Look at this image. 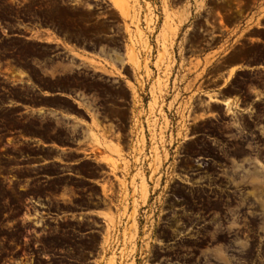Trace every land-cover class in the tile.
Segmentation results:
<instances>
[{"label":"rangeland","instance_id":"obj_1","mask_svg":"<svg viewBox=\"0 0 264 264\" xmlns=\"http://www.w3.org/2000/svg\"><path fill=\"white\" fill-rule=\"evenodd\" d=\"M57 1L60 0H0V207L21 208L27 198L26 214L37 215L33 221L41 224L27 225L34 229L31 233L35 240L59 241V247L66 251L61 254L79 261L91 260L86 264H264L261 105L253 104L250 115L237 114L226 105L228 114L218 118L220 123L205 119L207 114L217 116L222 112L221 106L211 104L214 96L218 100L216 95L208 93L206 101L200 94L204 92L205 78L217 74L219 78L225 67L208 70L214 54L204 60L198 56L189 58L187 65L185 62L186 54L198 52L202 33L217 30L215 22L204 20L209 12L217 10L221 28L227 27L223 11L232 0H161V5H155L153 0H145L144 4L141 0H109L113 16L120 15L125 21V57L137 81L135 84L126 78L134 107L140 106L129 133L130 93L124 85L107 81L102 72L82 69L80 73L59 75L37 66L43 58L50 57L54 47L38 42L41 35L36 28L40 25L34 22L61 16L70 22L71 17L78 16L79 10L62 7ZM75 1L89 6L92 0ZM235 1L239 14L252 9V17L239 34L225 36L220 51L231 48L243 55H254L260 47L246 44L243 37L255 35L248 28L260 24L264 7L261 0ZM97 3L101 4V0ZM84 41L69 40L77 44ZM154 57L156 77L152 81L155 73L150 65ZM54 60L69 63L73 69L89 64L109 75L124 73L114 62L98 56L62 53L46 63ZM177 65L179 70L175 72ZM187 76L183 90L188 96L180 102L178 85ZM172 77L173 95L167 105ZM262 81L264 73L232 72L223 84L228 93H244L251 88L259 94ZM56 88L93 91V105L86 108L92 122L70 102L39 94ZM106 93L109 96L104 100ZM106 102L112 103L110 113L104 107ZM165 106L173 111L172 119L167 117ZM45 107L63 109L71 118L45 113ZM170 125L173 131L167 135L165 129ZM146 127L148 135L144 133ZM201 131L214 137L209 141H214L215 148L225 156L220 158L226 164L220 166L217 179L206 177L200 181L188 175L187 169L201 155L198 146L208 148V139L200 141L196 135ZM68 149L70 152H64ZM61 161L78 163L62 169L57 164ZM67 170L101 178V189L84 179L59 176ZM202 183L215 187L196 186ZM181 195H188L187 200H181ZM196 195L204 196L202 206L197 205ZM212 195H217L216 203L206 204ZM143 209L147 210L141 226L138 217ZM42 210L54 211L59 217L39 220L38 214L46 215ZM40 229L52 231L47 235ZM200 234L217 246L203 251V258H196Z\"/></svg>","mask_w":264,"mask_h":264},{"label":"flooded vegetation","instance_id":"obj_2","mask_svg":"<svg viewBox=\"0 0 264 264\" xmlns=\"http://www.w3.org/2000/svg\"><path fill=\"white\" fill-rule=\"evenodd\" d=\"M216 2H222L224 0H215ZM60 6L66 7L68 9H75L79 10L78 16L71 17L72 20H64L65 17H57V18H46L42 17L39 18L38 21H35V24L40 25L37 27V33L41 35L37 40L38 42L45 44V45H53L54 48L51 50L53 51L50 54V57H56L62 53H68L73 55L75 53L74 47L83 49L88 52H94L97 55H101L103 60L111 61L115 63L116 57H124L125 52V41L128 38V35L125 31V21L124 19L118 15L116 18L110 12V10L114 9L111 5L109 0H101V4H98V0H92L90 5L87 6L84 2H77L75 0H60L57 1ZM235 0H232L231 3H228V7L225 8L223 11V21L227 25L228 23H240L243 22L248 18V15L252 13V9H245L244 13L241 15L238 13L239 6L236 4ZM261 5L264 7V0H261ZM212 8V5L209 6ZM84 11H82V10ZM208 13V12H207ZM211 13V14H210ZM217 10H213L209 12V17H204V20L209 18L210 22H215L217 25L216 32L212 33L211 29L204 31L202 33L203 37L200 39L198 54L201 56L202 60L207 55L209 51H211L214 47L218 46L223 42L225 39V34L222 33L223 27L220 26V18L216 16ZM214 14V15H213ZM238 14V15H237ZM31 23V22H28ZM72 23L73 26H66V24ZM44 25V26H43ZM212 25V24H211ZM80 29L78 32L74 31H67V29ZM66 30V31H65ZM252 30L255 32V35H246L243 37L246 44L248 45H258L260 47V51L255 53L254 55H243L239 53L238 49L231 50L228 49L227 51H221V53L214 55L213 62L208 66L209 69H214L220 65L225 67L221 71L225 69H230L233 66L238 67L239 69L235 73H264V14L260 18L259 25H251L248 28V31ZM240 33V32H239ZM238 33V34H239ZM48 38H51L50 40ZM70 39H80L85 40L81 44H77L75 42H69ZM65 41L67 45L73 47V50L64 46L63 42ZM98 41L101 43L98 44ZM89 46V47H88ZM103 46V48H101ZM231 51V53H229ZM229 53V55H228ZM124 55V56H123ZM43 58L41 65H37L41 67L43 71L50 70L54 67H59L62 65L65 68H71L69 63H65L61 60H54V63H46V61L50 58ZM79 59V57H76ZM124 65L119 62L120 67L124 69V67L128 66V63L123 60ZM116 64V63H115ZM108 69V64L105 65ZM117 66V65H116ZM130 68V67H129ZM84 70H92L91 65L89 64H82L78 66L76 69L71 68V71H79V73ZM120 69V68H119ZM93 71V70H92ZM220 71V72H221ZM102 74L106 76L107 81H117V79H113L112 77L117 78V74L109 75L107 72L102 71ZM100 72V73H101ZM124 72V71H123ZM68 73V72H66ZM59 75H64L65 73H58ZM123 75L127 76L125 73ZM205 83L203 84V90L212 89V88H221L223 91L220 96L217 97L218 100H212L211 104L216 106L222 107V112L218 113L217 116L207 114L205 119H212L214 122H219L221 115H227L225 113L226 105L223 102L224 93L226 92V86L223 82L216 81L219 79L218 74L217 76L208 75L206 78ZM204 79V80H205ZM221 80V79H220ZM259 94H257L254 89H247L245 92L237 93L235 90L229 92L237 95L238 102L230 106L231 110L237 114H246L250 115L252 112V105L259 103L264 115V81L258 86ZM39 94L43 98L47 99H61L70 102L74 105V107L80 110L84 115L89 116V113L78 104H81L82 101L88 103V105H93V91L86 90L85 88H56L52 91L45 92L39 91ZM202 97L207 101L209 100V96L206 94H201ZM56 96V97H54ZM108 93H106V97H103L104 100L107 98ZM112 105L111 102H106L104 106L107 109V113H110V106ZM88 107V106H87ZM251 121L252 118L249 117ZM220 123V122H219ZM219 131V130H218ZM249 134L251 130L248 131ZM219 133V132H218ZM200 137V141H206L208 139V148L205 149L203 144L198 146V152L201 153L197 158H195V162L193 166H189L188 175L195 176L196 179L200 181H204L206 177H211L213 179H217L218 175L220 174L218 170L220 166L225 165V160H220V158H225V156L218 151L219 148L216 147L214 141H209V139H214V137H209V134L201 131L196 134ZM225 135V134H223ZM247 147V146H245ZM70 150H75V148H69ZM68 149V150H69ZM70 150L68 152H70ZM67 152V153H68ZM80 152V151H78ZM207 154V156H204ZM211 154V156H210ZM60 163L64 164L65 166H60L62 169H69L71 165H75L77 161H61ZM44 164V163H40ZM71 176L72 178L79 180L84 179L85 181L89 182L90 184H94L99 187L98 180L101 178H91V177H84L83 175L76 174L73 171H65L59 174V176ZM56 176V175H55ZM188 184V182H186ZM196 186H200L201 188L211 189L215 186L212 184L211 186L208 183H202ZM195 201L198 202L197 205L202 206L204 200V196L196 195ZM176 197V196H175ZM188 195H181V200H187ZM210 203L214 205L217 200V195H212L210 197ZM207 199V198H206ZM25 202L21 203V208H11L8 205H4V207H0V264H86L89 261H79L74 257L66 256L61 254L62 252H66L59 247V241L54 240H35V236L32 235L31 231L34 230L33 228H27L29 222L33 223V225L40 227V223H36L33 220L38 219L37 215L30 214L28 216L26 214L27 208V198H24ZM177 208V207H176ZM182 210V207H179ZM46 215L42 217L40 214L39 220H45V218H57L59 214L51 211L47 213L43 211ZM184 212V209H183ZM54 215V216H53ZM42 217V218H41ZM52 220V219H50ZM14 224V226H13ZM41 230V229H40ZM41 231L44 234L51 233L52 230L42 229ZM30 235V236H28ZM201 239V247L198 253L196 254V258H203V251L207 249H213L217 246V243H214L210 239H205L202 235H199ZM50 249H53L52 252L48 253ZM55 251L60 252L55 254Z\"/></svg>","mask_w":264,"mask_h":264},{"label":"crops","instance_id":"obj_3","mask_svg":"<svg viewBox=\"0 0 264 264\" xmlns=\"http://www.w3.org/2000/svg\"><path fill=\"white\" fill-rule=\"evenodd\" d=\"M153 2L155 3V4H157V5H161V0H153ZM183 5V3H181V5H180V7ZM251 14H249L248 15V18L243 22V24H240V23H232V22H230V23H228L227 24V27L226 28H224L223 29V31H222V33H224L225 34V36H227V35H236V34H238L239 32H241L242 31V29H244V26L245 25H247V23L249 22V20L251 19ZM153 45L155 46V48H156V43L154 42L153 43ZM221 44H219L218 46H216V47H214L211 51H209L208 53H207V55L206 56H208V55H210V54H214V55H217V54H219V53H221ZM74 51L76 52V53H78V54H83V55H85L86 57H88V58H92L93 56H95V57H100V58H102V56L101 55H97V54H95L94 52H88V51H85V50H83V49H80V48H77V47H74ZM124 55H125V52H124ZM123 55V56H124ZM154 56H156V51H155V54H154ZM196 56H198L201 60H202V58H201V56L197 53V52H195V53H192V54H186L185 55V62H186V65L188 64V61H189V58H195ZM205 56V57H206ZM204 57V58H205ZM180 58V57H179ZM203 58V59H204ZM154 60H153V62L155 61V59H156V57H154L153 58ZM123 60H125V56L124 57H116L115 58V63H116V65H117V67L118 68H120V69H122L123 68V66H122V68L120 67V64H119V62H121L122 63V65H124V62H123ZM153 62H152V64H153ZM151 66V65H150ZM91 68H92V70H93V72H96V73H100L101 72V69L100 68H95V67H93L92 65H91ZM153 69V71H154V75H153V78H152V81L155 79V77H156V68H152ZM231 69H234L233 70V73L234 72H237V70L239 69L238 67H236V66H233V67H231L230 69H225V70H223V71H221V72H219V79H221V82H223L224 81V79L227 77V75L229 74V71L231 70ZM179 70V68H178V65H177V67H175V72L176 71H178ZM71 71V68L69 69V68H65V67H63L62 65H60L59 67H54V68H52V69H50V70H45L44 72H54V73H66V72H70ZM123 71H124V73L126 74V75H128V76H132L133 75V73H132V71H131V69L128 67V66H126V67H124V69H123ZM184 70H182L181 69V72L180 73H182ZM125 75H123V76H121V75H118V77L116 78L117 80H118V82L119 83H121L122 85H124V86H126V84H125V82H126V76L124 77ZM133 81L134 82H137L136 81V77L134 76V78H133ZM187 81H188V76H187V78L184 80V81H181L180 83H179V85H178V87L180 88V90H181V94H182V96L179 98V101L181 102V101H183L184 100V98H186L187 96H188V93H186V92H184V86L186 85V83H187ZM172 88H173V77L171 78V80H170V94L168 95V96H166V104L168 105L169 103H170V101H171V99H172V95H173V90H172ZM204 92H202L203 94H206L207 96H208V93L209 94H214V95H216L217 97L218 96H220V94L222 93V89L219 87V88H212V89H207V90H203ZM202 93H200V94H202ZM54 97H56V96H54ZM215 97V96H214ZM212 98V99H215V98ZM223 97H224V99L225 100H229V104L228 105H230V106H233V105H235L237 102H238V99H237V95H235V94H233V93H224V95H223ZM225 100H223V102L225 103ZM129 102H130V105H133V103H131V101H130V99H129ZM79 106H81V107H83L85 110H86V108H87V106H89L88 105V103H86V102H83L82 101V103L81 104H78ZM226 105V104H225ZM167 107V106H166ZM45 109H46V111H44L45 113H49V114H55V116L57 117V118H63V115H65L66 114V112H65V110H63V109H59V108H53V107H45ZM49 110H52V111H49ZM138 110V109H137ZM40 112V111H39ZM41 112H42V110H41ZM67 115V114H66ZM65 118H71L69 115H67ZM88 122L89 123H91L92 122V120H91V117H89V120H88ZM129 147V146H128ZM130 150V148H126V150ZM69 150H65L64 152H68ZM61 152H62V150H61ZM89 154H91V153H89ZM92 156V155H91ZM86 157H88V156H86V155H82V158H86ZM57 164H59L60 166H65L64 164H62V163H60V162H57ZM148 172V176H149V173H150V171L148 170L147 171ZM102 179H100L99 181H97V183H99V188L101 189V181ZM165 181H166V176L164 175V177H163V183H165ZM101 209H103V208H101ZM147 209H143V210H141V213H140V215H139V219H140V221H142L141 222V226H143L144 224H145V211H146ZM139 245H141V243H139Z\"/></svg>","mask_w":264,"mask_h":264},{"label":"built area","instance_id":"obj_4","mask_svg":"<svg viewBox=\"0 0 264 264\" xmlns=\"http://www.w3.org/2000/svg\"><path fill=\"white\" fill-rule=\"evenodd\" d=\"M143 3L142 4H144V1L145 0H141ZM153 2V1H152ZM154 3V2H153ZM156 5V4H155ZM145 12V11H144ZM155 12H156V10H155ZM140 19H141V21L142 22H144V15H141L140 16ZM125 54H126V49H125ZM154 63V62H153ZM129 65V67H130V69H131V71H132V73H133V75L132 76H126V78L127 79H129L132 83H135L136 84V82H134L133 81V78H134V70H133V68H132V66H130V64H128ZM151 69L152 68H155V65L154 64H151ZM153 70V69H152ZM127 81V80H126ZM125 84H126V88L128 89V91H129V93H130V101H131V103H133V105H130V102H129V111H130V116H131V121H130V123H129V129H128V133H129V130H130V126H132L133 125V121H134V119H135V117L136 116H138L137 115V112L139 111V109H140V106H136V107H134V101H133V96H132V92H131V90H130V88L128 87V85H127V83L125 82ZM150 101V99H148L147 101H146V104H145V106H147V103ZM138 109V110H137ZM165 113H166V115H167V117L168 118H170V119H172L173 118V111L172 110H169L166 106H165ZM173 131V127H172V125H170V127H167L166 129H165V134H170L171 132ZM135 132V131H134ZM144 133L145 134H149V130H148V128L146 127L145 128V130H144ZM118 244H119V246L121 247V242L120 241H118Z\"/></svg>","mask_w":264,"mask_h":264},{"label":"bare ground","instance_id":"obj_5","mask_svg":"<svg viewBox=\"0 0 264 264\" xmlns=\"http://www.w3.org/2000/svg\"><path fill=\"white\" fill-rule=\"evenodd\" d=\"M233 70H234V69H231V70L229 71V74H228V75H231L232 72H233ZM211 99H212V98H211ZM213 100H215V99H213ZM225 104L228 105V104H229V100H225Z\"/></svg>","mask_w":264,"mask_h":264}]
</instances>
